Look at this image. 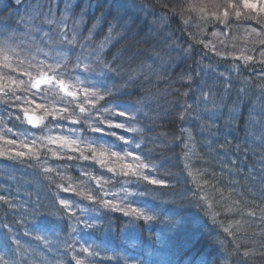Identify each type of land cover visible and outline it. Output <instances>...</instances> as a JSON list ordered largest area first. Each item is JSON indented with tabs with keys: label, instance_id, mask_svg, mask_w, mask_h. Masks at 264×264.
<instances>
[{
	"label": "trees",
	"instance_id": "trees-1",
	"mask_svg": "<svg viewBox=\"0 0 264 264\" xmlns=\"http://www.w3.org/2000/svg\"><path fill=\"white\" fill-rule=\"evenodd\" d=\"M0 1L11 6L8 1L4 3L6 0ZM33 1L37 8L38 0ZM67 1L74 2L76 14L87 13L88 25L97 24V37H115L116 44H109L102 55L103 64L113 71L104 68L97 88L120 87L106 100L136 118L132 123L140 129L135 134L140 146H135L136 154L153 168L152 178L164 181V185L130 184V205L154 217L150 221L101 211L93 227H78L67 211L53 213L61 208V199L72 201L69 192L73 188L69 185L85 181L89 185V174L98 175L93 164L80 158L77 151H59L52 144L40 147V164L27 158L18 163L0 157V195L17 206L10 209L0 201V254L13 259L16 248L8 238L7 224L20 242L16 264H69L76 255L85 260L73 245L68 247L75 235L84 248H89V254L96 253L90 254L88 264H264V142L257 120L258 115L264 120V89L251 99L252 92H257L253 86L260 85L261 80L246 86L238 82V77H230L238 76L231 72L221 81L207 82L200 69L208 57L201 50L205 46L192 44L188 38H193L192 34L181 28L183 0ZM173 7L175 13L170 10ZM40 8L45 9L44 4ZM3 13L6 11L0 9V16ZM246 45L262 50L264 61V45ZM39 46L43 52L50 51L48 44ZM251 61L253 70L258 64ZM188 76L191 81L182 79ZM202 90L210 91L208 101L203 100ZM15 95L20 96L18 91ZM238 96H243L241 101ZM17 104L23 105L21 100L15 101L12 92H1L0 131L5 137L20 139L22 133L23 140L46 134L41 129L32 132L22 123L24 115ZM216 107L219 113L211 116ZM66 122L64 129H75L81 139L93 140V145L112 142L110 137L93 134L86 125ZM53 126L52 135L62 131ZM185 130L192 133L190 141ZM14 147L0 141V150ZM86 156L92 158L91 153ZM43 167L52 171L46 173ZM222 168L233 173L227 182L219 172ZM245 181L256 186L258 192L245 195ZM36 207L38 215H23ZM17 220L21 222L17 224ZM243 222L251 225L243 226ZM35 235L42 239L35 240ZM193 243L198 246L191 247Z\"/></svg>",
	"mask_w": 264,
	"mask_h": 264
},
{
	"label": "rangeland",
	"instance_id": "rangeland-1",
	"mask_svg": "<svg viewBox=\"0 0 264 264\" xmlns=\"http://www.w3.org/2000/svg\"><path fill=\"white\" fill-rule=\"evenodd\" d=\"M183 1V21L181 22V28L185 29L186 33L192 34L193 38L188 37L189 39H192V44H203L205 46V49L201 50L203 55H207L208 57L204 59L203 63H201L203 65L208 63L205 69H203V72L208 79V83L224 79L221 78V73L224 74V77L228 76L226 73L227 70H231V62L229 61L230 59L242 60V62H244V56H252L254 58L253 63L258 64L253 69L254 72L257 69H259L258 72L263 71L260 69L261 65H259L263 58L262 50L257 48L254 49L249 45L243 46V44H261L260 41L264 40V12L260 11L261 6L264 5V0H250V2L254 5L253 8H244L242 4H240V0H232V3L237 5V7L228 9L229 16L224 19L223 22H221V19L218 18V16L223 11L225 0ZM44 4L47 7L46 9L36 8L35 10L34 8L35 11L33 10L26 14L29 16L26 21L34 19V25L29 28L27 23H25V29L23 30L22 34L20 35L18 32L15 37H13L12 42H9L11 51L7 54L10 56V67H4L3 63L0 62V77L5 78L0 79V85L6 84L7 87H5L3 91H0V94L1 92H7V94L11 93L9 89L15 87V85H12L10 82L12 79L19 80L25 78L23 79L25 81L29 79L27 76L21 75V72L24 69H27L28 71L32 72L33 76H36L41 70L49 72V65L55 67L56 63H60L63 66L57 69L55 74L62 73L63 75H61L60 78L65 80L69 90L77 93L76 101H73L70 105L75 107L76 104L85 101L87 97V94L81 89L87 86L97 88L98 80L100 79L101 73L104 70L102 55L107 50L109 44H116V39L115 37L109 36L110 34L108 32L107 33L109 35L107 36L97 37V24H87L88 20L86 19V12L76 14L72 9L74 2L67 0H54L50 3V5L49 3ZM26 6L27 4L24 6L25 9ZM200 6L204 7V12L199 10ZM236 10L241 12L240 17H236ZM214 13L217 15H213ZM63 17H68V19L63 21V24L58 23L48 25L44 22L48 18L61 21ZM240 22H244V24L245 22H251V24L236 25L237 27L232 25L234 23L239 24ZM162 23L163 20H161V24ZM36 25H38L42 30V35L37 37L36 42L31 44L32 37L36 36V34L32 32L34 26ZM229 25H232V29ZM61 27L65 29V33L63 35L60 33ZM214 33L215 35H213ZM68 41H72V43H68ZM38 44H51V49H60L62 55H56L49 51V57L46 58L44 55L45 52L41 51ZM233 44H237V48ZM205 50L208 52V54H206ZM96 51H99L100 54L99 63H97L94 56L91 55ZM217 52L221 53V55H217ZM253 55H255V57ZM221 60H226L227 63L222 64ZM21 61H23V64L20 63ZM77 63L81 64L80 69L74 68V65ZM84 64H90L92 70L85 72L83 68ZM30 65L31 67H29ZM3 73H9L10 76ZM217 73L219 74L218 76ZM49 74L51 75L54 73L49 72ZM262 74H264V72L258 73L257 76L254 77L255 83H258ZM218 85L219 83L217 86ZM246 86H248V84ZM256 90L259 89L256 88ZM16 91L19 92L23 105L24 97H27L29 100L35 98L37 103H41L42 101V103H46L50 107H61L72 100L71 97L65 96L64 93L60 92L58 88H54L53 85H41V88L35 91L30 88L25 91L24 88L21 87L16 89ZM89 91H91V89H89ZM257 92H252L251 99L258 97ZM242 98L243 96H238L239 101H241ZM201 103H204V101ZM29 107H34V105H30ZM85 107H88V105L85 104ZM219 111L220 110L218 107L214 108L211 116L219 113ZM230 112L231 111H228V113ZM36 114L42 115V112L37 110ZM92 115L94 118H103L107 116L106 113H103V110H101L99 113L93 112ZM258 118L260 119L259 115ZM112 119L115 121H121L123 118L112 117ZM259 119H257L258 125L261 122V119ZM66 123L67 122L65 120L54 121L51 119V117H48L45 120V124L51 125V127L53 125L60 124L65 128ZM53 127L57 128L56 126ZM109 132H115L116 136L124 137L129 141H133L134 136V141L129 144H125L118 140L116 136L108 134ZM135 134L137 133H128L121 129L106 130L104 134H101V136L103 139L106 138V136L110 137L112 139L110 145H107L102 141L97 145H93V147L98 149L102 145L103 147L109 148L112 151H118L123 159L111 158L106 155L103 157L105 160V164L103 166L97 162L100 157H96L95 159H87V161L94 165V170L98 172V175H94L93 173L89 174L90 176L87 177L89 178V185L86 181L85 184L78 185L76 183L72 185V188L76 189V191L71 190L69 192L73 199L72 201L67 202L70 206L67 212L74 220L73 223L75 226L83 227L85 222L94 225L95 217L101 211L115 214L119 213L123 215L122 212L112 211L110 208L105 209L99 207V199H105L104 193L110 191L113 196H116L110 197L111 195H106L108 198H114L110 200L112 204L119 207H124L125 204L127 205L128 201L129 186H127V184H137L139 182L147 183L146 181L140 180L137 176H134L131 173H129L128 176H124L121 170L123 164L135 165L138 163V161H136L133 157L126 155V152L128 151H133L134 155H137V151L134 149L138 144ZM22 138L23 137H20V139ZM53 145H55L56 149L58 150V145ZM78 147L80 149H84L85 145L80 144ZM64 150L68 149L65 148L59 151ZM77 152L81 155L80 151ZM87 153H91V151L85 150L83 152L84 155ZM139 162H141V160ZM108 168H112L113 171L109 172ZM222 169L227 171L225 168ZM142 171L145 174H148L150 178L153 177V168L151 166L149 169H143ZM230 174L233 176L232 172H230ZM125 189L127 191H125ZM80 191H83L85 196L78 195V192ZM89 194H94L93 198L97 201L96 205H93L92 201H88L85 198ZM82 209L83 211H81ZM78 217L80 218L79 223H77ZM73 247H77L76 240L73 241ZM77 248L80 249V247Z\"/></svg>",
	"mask_w": 264,
	"mask_h": 264
},
{
	"label": "snow or ice",
	"instance_id": "snow-or-ice-1",
	"mask_svg": "<svg viewBox=\"0 0 264 264\" xmlns=\"http://www.w3.org/2000/svg\"><path fill=\"white\" fill-rule=\"evenodd\" d=\"M15 3L19 4L20 0H15ZM240 4L244 8H253L254 5L250 2V0H240ZM163 7L165 9L169 8L168 4H164ZM237 5L232 3V0H225V4L223 6V11L222 13L219 14L218 18L221 19V22H223L224 19H226L229 16V8H236ZM173 13H175L176 8L173 7L170 9ZM199 10L201 12H204L205 9L203 6H200ZM260 11L264 12V5L261 6ZM213 15H217L214 13ZM236 17H240L241 12L239 10L235 11ZM68 19V17H63L61 21H57L53 18H48L44 22L47 23L48 25H53V24H63V21ZM28 27L31 28L34 25V19H30L29 21H26ZM60 33L63 35L65 33V29L63 27L60 28ZM0 35H3L0 33ZM215 35V33L213 34ZM13 40V37L10 36H5L3 42H0V62L3 63L4 67H10L9 60L10 56L7 54L8 52L11 51L9 42ZM68 43H72V41H68ZM261 45H264V40L260 41ZM56 55H62V52L60 49L57 48H52L50 50ZM45 57H49V53L45 52L44 53ZM91 55L94 56L95 61L97 63L100 62V54L99 51H96L92 53ZM217 55H221V53L217 52ZM54 58V57H52ZM239 59V58H238ZM243 59L245 61H251L253 60L252 56H244ZM23 64V61L20 62ZM43 63V62H41ZM261 63H264V61H261ZM63 65L60 63H56L55 67L52 65H49V72L54 73V74H49V72L45 71H40L36 76H33L32 72L28 71L27 69H24L21 72V75L27 76L29 79L27 81L23 79H12L10 82L12 85H15L14 88H10L9 91H11L14 95L15 101H20L22 98L18 95H15V91L18 88L23 87L25 91H27L29 88L33 90H39L41 88V85H53L54 88H58L60 92L64 93L65 96L71 97L72 100L69 101L68 103L64 104L61 107H50L46 103H37L35 101V98L32 100H29L27 97H24V105L25 106H20L19 104L15 105L16 107L20 108V111L23 112L24 119L22 121L26 122L28 125H31L32 127H40L41 131L46 130V134L38 137H24L23 140L20 139H8L5 137L2 131H0V141H3L6 145L10 146H15L14 148H9L6 151L5 150H0V157L4 158L5 160L9 161H15L18 163H23L24 160L27 158L29 160H35L37 164H40V147H46L47 144H57L58 145V150H63L67 148L70 151H80L81 156L80 158L82 159H89L88 156L84 155L83 152L85 150L91 151L92 153V158L100 157V159L97 160L98 163H100L102 166L105 164V160L103 157L106 155L111 157V158H116V159H123L120 156V153L118 151H112L109 148H105L102 145L98 148L93 147L92 145L95 143L93 140H88V139H81L79 135L77 134L76 130L73 128H67L64 129L62 125L57 124V128H61V133L57 135H52L53 129L50 128L47 124H45V120L48 117H51L52 120L54 121H60V120H66L69 122V124L72 125H79L83 124L86 125L87 128L93 133V134H104L106 130H111V129H121L124 130L125 132L128 133H137L140 131V129H137L135 127H132L133 121L136 119L134 116H132L131 113H126L124 111H119L116 108L112 107L111 104L106 100V97L111 96L113 94V91H120V87L115 86L114 89H98L94 88L91 86H87L83 89H81L83 92L87 94V97L85 101L80 102L75 105V107L70 106L73 101H76L77 99V93L69 90L68 86L65 83L64 79H61L60 76L63 75L62 73L60 74H55L56 70L61 68ZM104 68H106L108 71H113V69L109 68L107 64L103 65ZM31 67V65L29 66ZM81 64L77 63L74 65V68L80 69ZM84 71L88 72L91 71V65L90 64H84L83 65ZM221 78H224V74H220ZM0 79H5L3 77H0ZM182 79H187L191 81L192 77H182ZM261 84L259 87L261 89H264V74L260 76ZM227 87V85H225ZM7 87V85H0V91H3L4 88ZM91 89V91H89ZM241 92H244L245 89L241 88ZM5 95H7V92H5ZM202 98L204 101H208L209 96H210V91L209 92H204L202 90ZM262 97H264V93H262ZM85 104L88 105V107H85ZM30 105H34V107H29ZM105 105H108L107 107ZM191 107V106H189ZM78 109V111L76 110ZM37 110H40L42 112V115H37L36 112ZM103 110V113H106L107 116L100 118V117H93L92 113L96 112L99 113ZM262 113H264V106H262ZM181 118H184V113H181ZM112 117H119L123 118L121 121H115L112 119ZM19 119V117H17ZM8 133H12V129L8 128L7 129ZM189 141L191 140L192 133L190 130H185ZM261 136L260 139L262 142H264V120L261 121ZM108 134H111L113 136H116L115 132H109ZM13 135H16L13 133ZM116 138L120 141H122L125 144H129L134 141H129L128 139H125L124 137L116 136ZM84 144L85 148L80 149L78 145ZM137 148L140 146L137 144ZM187 147V144H186ZM20 149V150H17ZM26 149V151H25ZM191 152V149H189V152L186 153V158H188L189 154ZM53 155H57V152H53ZM126 155L129 157H133L136 161H138L137 164H123L122 165V174L124 176H128L129 173H131L134 176H137L140 180L146 181L150 185H164V181L162 180H157V179H152L148 174H145L142 170L143 169H149L150 165L148 163H142L139 162L141 160V157L139 155H134L133 151H128L126 152ZM67 159H73V157L68 156ZM46 163V162H45ZM31 166V165H30ZM187 167V165H186ZM44 172H50L52 171L51 168L49 167H43ZM109 172H112V168H108ZM71 188L72 186L69 185ZM73 191H76V189H72ZM125 191H127L125 189ZM78 195L80 196H85V193L83 191L78 192ZM264 195V193H262ZM88 201H92L93 205L97 204V201L94 200L93 195L89 194L85 197ZM0 201L4 202L5 204L8 205L10 209H16L17 206L12 203L11 201L7 200L5 196L0 195ZM60 205L61 208H57L54 210V213H62L63 211H67L69 209L68 203L61 199L60 200ZM99 207L109 209L112 211H119L122 212L124 216H130V217H136L143 219L145 222L152 220L154 217L146 215L143 210L132 207L130 205H124V207H119L117 205L112 204L110 200L107 199H99ZM230 210V209H226ZM83 211V209L81 210ZM264 211V209H262ZM39 214V207L36 208H31L27 210L23 215L25 217L29 215H38ZM249 215H255L254 212H250ZM213 219H215V213H213ZM264 219V217H262ZM21 221L17 220L16 223L19 224ZM80 222V218H77V223ZM85 227H92L93 225L86 223L84 224ZM4 227L7 229L8 233V238L11 241V244L16 245V248L13 250V259H9L6 256L0 254V264H16V257L20 254L21 248H20V242L19 239L12 236L13 229L5 224ZM225 232H228V229H224ZM25 235H28V233H25ZM35 240L39 241L42 239L40 235H35L33 237ZM69 248H71V245H68ZM82 252L84 253H89V248H82ZM91 255H95V252L90 253ZM245 256L248 255L247 252L244 253ZM107 259H112V257H107ZM76 264H83V262L79 259H76Z\"/></svg>",
	"mask_w": 264,
	"mask_h": 264
},
{
	"label": "bare ground",
	"instance_id": "bare-ground-1",
	"mask_svg": "<svg viewBox=\"0 0 264 264\" xmlns=\"http://www.w3.org/2000/svg\"><path fill=\"white\" fill-rule=\"evenodd\" d=\"M27 0H20V3H25ZM9 4L13 7L12 10L11 6L7 5V4H3L0 1V9H3L6 11V13L1 14L0 16V33H2L3 35H0V42H3L5 36H10V37H15L16 33H20V35L22 34L23 30L25 29V22L28 19L29 16H27L26 14L28 12H31L34 10H36V6L34 4L33 0H28V4L26 6V11L25 14L21 13L18 11V7L15 5L14 2H12V0L8 1ZM34 10V11H35ZM34 34H36V36L32 37V41L31 44L33 42H36L37 37L42 35V30L40 29V27L38 25L34 26L33 31ZM12 42V40L10 41ZM239 167L241 170H243V164L239 163ZM220 174L222 175V180L226 181L231 177L230 172L224 171V170H220L219 171ZM250 174V172H248ZM230 174V175H229ZM246 178H248L246 176ZM243 186V192L245 195H253L255 193L258 192V188L256 186H254L252 183H249L248 181L243 182L242 183ZM243 220V219H242ZM243 224V226H248L251 225L249 223H241ZM244 235V234H243ZM245 237H247L246 235H244ZM198 246V243H193L191 247H196ZM246 248V247H245ZM199 249H195L194 252H197ZM226 257H228V254L225 253L224 254Z\"/></svg>",
	"mask_w": 264,
	"mask_h": 264
},
{
	"label": "water",
	"instance_id": "water-1",
	"mask_svg": "<svg viewBox=\"0 0 264 264\" xmlns=\"http://www.w3.org/2000/svg\"><path fill=\"white\" fill-rule=\"evenodd\" d=\"M31 126V125H30ZM32 127V126H31Z\"/></svg>",
	"mask_w": 264,
	"mask_h": 264
}]
</instances>
